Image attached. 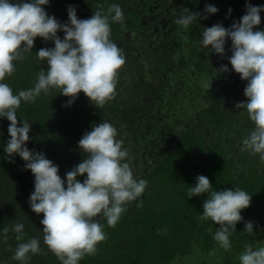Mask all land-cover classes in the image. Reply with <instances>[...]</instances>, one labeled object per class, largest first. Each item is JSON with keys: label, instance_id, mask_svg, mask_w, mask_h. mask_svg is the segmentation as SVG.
<instances>
[{"label": "trees", "instance_id": "1", "mask_svg": "<svg viewBox=\"0 0 264 264\" xmlns=\"http://www.w3.org/2000/svg\"><path fill=\"white\" fill-rule=\"evenodd\" d=\"M113 3L121 6L124 16L122 21H109L110 39L125 57L117 71L114 98L97 108L80 92L66 106L69 98L51 88L16 109L18 122L31 123L27 147L45 153L59 166L61 178L86 155L77 141L93 125L107 121L123 141L134 175L147 180L145 191L126 205L114 227L102 216L95 218L104 226L106 238L78 264H180L197 252L205 255L198 264H238L246 245L264 247V163L258 154L241 150L254 125L247 111L236 107L247 99L243 95L247 81L231 71L227 59L231 41L226 40L223 58L209 53L199 41L204 27L222 23L227 28L239 21L246 0H50L45 8L64 23L69 5L76 6L79 19H86L97 10L106 13ZM247 3L261 5L264 0ZM205 4L218 11L208 19L198 18L189 28L176 23L184 8L202 11ZM260 15L256 28L264 29V12ZM57 35L62 38L63 32ZM53 46L36 37L32 51L13 61L15 70L4 82L14 94L34 87L39 71L46 70V61L36 51ZM222 64L230 70L220 72ZM188 84L190 88H183ZM191 95L207 99L189 115H174L172 106ZM157 105L162 106L158 108L162 115L146 128L144 119ZM137 121L141 123L136 125ZM9 123L0 118V264H61L43 243V214L37 215L28 204L33 175L18 155L8 158L4 152ZM129 147L135 150L132 154ZM197 175L207 176L212 190L239 188L251 195L250 206L241 210L243 219L229 237V249L213 239L219 225L200 219L208 194L188 198ZM138 201L143 205L138 207ZM246 221L253 222L252 233L244 229ZM16 223L24 225L20 240L12 230ZM31 238L40 240L41 250L24 261L13 259L17 245Z\"/></svg>", "mask_w": 264, "mask_h": 264}, {"label": "clouds", "instance_id": "2", "mask_svg": "<svg viewBox=\"0 0 264 264\" xmlns=\"http://www.w3.org/2000/svg\"><path fill=\"white\" fill-rule=\"evenodd\" d=\"M49 2L0 0V118L10 122L4 152L8 158L18 155L25 161L23 168L33 175L34 189L28 204L34 213L43 214L40 219L43 243L61 264H78L86 254H94L97 244L106 238L104 226L95 218L102 216L108 226L114 227L126 205L145 191L147 180L134 175L126 160L128 152L122 147L123 141L116 138V128L107 121L93 125L77 141L78 149L86 155L64 178L58 174L59 166L45 153L27 147L31 123L21 119L18 122L16 114L22 101H33L42 91L47 93L56 88L59 94L69 98L66 106L83 92L92 105L102 107L114 98L117 71L125 63L121 49L110 39L109 21L123 20L119 4H111L106 13L97 10L86 19H79L76 6L69 5L68 19L61 23L47 13L45 6ZM245 9L239 21H233L230 27L222 23L204 27L199 43L210 49L209 53L223 58L226 40L231 41V55L227 57L231 71L247 81L243 89L247 99L236 107L245 109L254 125L242 140L241 150L258 154L264 163V29L256 28L261 24L264 4L251 5L246 0ZM217 11L213 4H205L202 11L184 8L176 23L189 28L198 18L208 19ZM58 31L63 32L62 38ZM36 37L54 45L36 51L38 58L46 61V70L39 71L34 87L14 94L4 82L5 77L13 73V61L22 59V52L32 51ZM229 70L224 64L219 68L220 72ZM79 176L84 177L83 181ZM205 193L208 196L202 203L200 219L219 225L213 239L220 247L229 249V237L243 219L241 210L250 206L251 195L239 188L212 190L208 177L197 175L188 189V198ZM142 205L143 201H138L137 206ZM23 229V223L14 225L12 230L18 234L17 240L22 238ZM244 229L252 233L253 222L246 221ZM3 232L7 239L8 228ZM40 250V240L31 238L17 245L13 259L24 261L29 254ZM239 261L264 264V247L254 249L246 245Z\"/></svg>", "mask_w": 264, "mask_h": 264}, {"label": "flooded vegetation", "instance_id": "3", "mask_svg": "<svg viewBox=\"0 0 264 264\" xmlns=\"http://www.w3.org/2000/svg\"><path fill=\"white\" fill-rule=\"evenodd\" d=\"M191 76H187V78H190ZM183 88H190V85L188 84L187 86L183 87ZM196 90H199L198 88ZM207 99V97L203 96H188L187 98H185L183 101L179 102V103H175V106H172L174 108L173 110V114L180 117V116H185V115H189L190 113H193V111H195L196 109H199L201 107V105H203L204 101ZM162 107L161 105H157L154 106V112L149 111L148 113V117H145V123H146V128L150 127V124L152 122H155L156 119H160V116L162 115L159 111V109ZM159 108V109H158ZM167 111V110H166ZM129 113V112H127ZM135 114V113H134ZM141 114V113H140ZM140 117H142V115H140ZM161 114V115H160ZM137 116V114L135 115ZM134 116V119H135ZM138 116V117H139ZM136 125H139L141 123V121H137L135 122ZM132 138V137H131ZM164 138V136L162 137V139ZM128 149H132V151L130 152L132 154L133 151H135L133 149V147H129ZM238 264H240V261L238 262Z\"/></svg>", "mask_w": 264, "mask_h": 264}, {"label": "rangeland", "instance_id": "4", "mask_svg": "<svg viewBox=\"0 0 264 264\" xmlns=\"http://www.w3.org/2000/svg\"><path fill=\"white\" fill-rule=\"evenodd\" d=\"M205 255L200 252L192 253L190 254L184 261H182L180 264H198V260L204 259Z\"/></svg>", "mask_w": 264, "mask_h": 264}]
</instances>
